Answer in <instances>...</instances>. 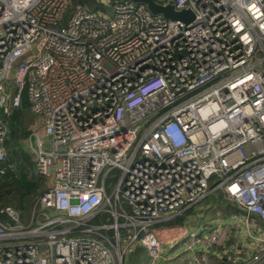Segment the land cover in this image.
<instances>
[{
	"label": "built area",
	"instance_id": "built-area-1",
	"mask_svg": "<svg viewBox=\"0 0 264 264\" xmlns=\"http://www.w3.org/2000/svg\"><path fill=\"white\" fill-rule=\"evenodd\" d=\"M153 1L193 18L0 0V175L25 89L46 183L27 223L0 208V264H264V0ZM217 188L246 241L212 217L160 225Z\"/></svg>",
	"mask_w": 264,
	"mask_h": 264
},
{
	"label": "trees",
	"instance_id": "trees-1",
	"mask_svg": "<svg viewBox=\"0 0 264 264\" xmlns=\"http://www.w3.org/2000/svg\"><path fill=\"white\" fill-rule=\"evenodd\" d=\"M71 1L72 5L67 8L70 14L73 12L75 5L85 6L94 11L109 13L110 3L122 0H110L109 5L104 4V0ZM3 121L6 126V135L3 140L6 161L4 162V172L0 175V208L9 206L17 213L20 221L27 223L30 218L29 214L31 213L34 200L43 192L46 183L43 177L34 173L32 154L27 147L23 145V141L29 135V125L33 121L25 89L22 90L18 106L12 109L7 116H4ZM118 175V170L111 169L107 173L109 183L113 182ZM213 177L217 178L216 175H213ZM211 185L212 184L209 182L208 188L211 187ZM224 198H226L228 202L225 203ZM197 204H199V210L203 213H212L216 210L225 211L227 213L230 211L237 212L236 205L218 188L208 193ZM194 206L195 205L186 208L182 213L191 211L194 209ZM179 215L166 222H169L168 224L179 225V223L175 222L179 220ZM100 218L101 217L97 216L93 221L96 222ZM4 219L5 217L0 215V221ZM107 234L110 235L111 232L107 231ZM126 264H129V262H126ZM131 264L135 263L133 262Z\"/></svg>",
	"mask_w": 264,
	"mask_h": 264
},
{
	"label": "rangeland",
	"instance_id": "rangeland-1",
	"mask_svg": "<svg viewBox=\"0 0 264 264\" xmlns=\"http://www.w3.org/2000/svg\"><path fill=\"white\" fill-rule=\"evenodd\" d=\"M69 14H70V11L66 10L65 17H67ZM36 120H37L36 117L33 116V121L29 125V130H30V126L33 123H35ZM23 145H24V147H28V142L26 139L23 141ZM224 202L226 203V202H228V200L226 198H224ZM206 217H212V219L214 220L213 222L218 226H222L224 224L228 225L230 227L229 232H228V235L230 237L241 236L242 240L246 241L245 236L241 232H239L237 229L234 228L235 224L240 223L243 219V214L238 210H237V212L230 211L228 213L225 211H221V210L220 211L216 210L212 213H203L199 210V204H197L194 207V209H192L191 211L180 214L178 217L179 220L175 221V222L179 223V225H181V226H186L187 230L190 231L192 228L197 226L199 220L206 218ZM168 223L169 222H163V223H160V225H167ZM252 232L257 233V234H261V235L264 234V220L261 221V223L259 225L256 224L255 229H253ZM230 239H232V238H230ZM182 247H183V242H181V241L177 242L175 249L170 248L167 250V253H169L170 255H173L176 251H178ZM234 251L238 252V249L234 248ZM130 258L132 259L131 262H130ZM130 258L128 256H125L123 263L125 264V262L128 261L129 264H131L133 262L136 264V262L134 261V258L133 257H130Z\"/></svg>",
	"mask_w": 264,
	"mask_h": 264
},
{
	"label": "water",
	"instance_id": "water-1",
	"mask_svg": "<svg viewBox=\"0 0 264 264\" xmlns=\"http://www.w3.org/2000/svg\"><path fill=\"white\" fill-rule=\"evenodd\" d=\"M135 4H142L145 9L152 15H160L168 20H179L184 24L191 21L192 13L187 9L175 10L171 2L165 5L159 4L153 0H128Z\"/></svg>",
	"mask_w": 264,
	"mask_h": 264
},
{
	"label": "crops",
	"instance_id": "crops-1",
	"mask_svg": "<svg viewBox=\"0 0 264 264\" xmlns=\"http://www.w3.org/2000/svg\"><path fill=\"white\" fill-rule=\"evenodd\" d=\"M196 205H197V204H196ZM196 205H195V206H196ZM195 206H194V207H195ZM194 207H193V208H194ZM262 235L264 236V234H262ZM215 249H216V248H215ZM215 249H214V254L210 257L211 261H214V260L216 259L215 256L218 255V254H217V251H215ZM219 252H220V251H219ZM219 252H218V253H219ZM129 258H130V257H129ZM221 259L224 261V257H222ZM130 260H132V259L130 258ZM127 262H128V261H127ZM130 262H131V261H130Z\"/></svg>",
	"mask_w": 264,
	"mask_h": 264
}]
</instances>
